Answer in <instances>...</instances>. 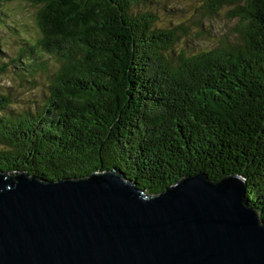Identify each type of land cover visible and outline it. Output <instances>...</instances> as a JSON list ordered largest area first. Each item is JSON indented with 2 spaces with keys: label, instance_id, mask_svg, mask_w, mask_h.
<instances>
[{
  "label": "trees",
  "instance_id": "1",
  "mask_svg": "<svg viewBox=\"0 0 264 264\" xmlns=\"http://www.w3.org/2000/svg\"><path fill=\"white\" fill-rule=\"evenodd\" d=\"M6 2L39 7L41 39L14 65L31 85L43 56L57 69L28 107L0 87V174L57 182L115 170L146 196L197 174L238 176L264 226V0L208 1L211 14L235 8L239 43L175 60L178 28H155L138 8L150 0Z\"/></svg>",
  "mask_w": 264,
  "mask_h": 264
},
{
  "label": "water",
  "instance_id": "2",
  "mask_svg": "<svg viewBox=\"0 0 264 264\" xmlns=\"http://www.w3.org/2000/svg\"><path fill=\"white\" fill-rule=\"evenodd\" d=\"M241 177L203 174L146 196L122 173L0 174V264H264Z\"/></svg>",
  "mask_w": 264,
  "mask_h": 264
},
{
  "label": "rangeland",
  "instance_id": "3",
  "mask_svg": "<svg viewBox=\"0 0 264 264\" xmlns=\"http://www.w3.org/2000/svg\"><path fill=\"white\" fill-rule=\"evenodd\" d=\"M208 1L210 0H150L148 5L138 8L139 12L151 13L156 17L154 25L157 29L178 28L180 40L174 46L173 52H169L175 60L181 54L193 55L216 48H232L231 44L239 43L236 39L240 41V37L235 32L238 20L231 17L235 8L225 6L211 14L206 9ZM38 9V6L22 2H6L0 5V64H7V71L11 72L8 76H0V87L14 89L11 91L13 101L20 107L43 101L48 76L57 69L54 58L43 56L46 74L37 72L32 75L34 85H31L25 75L27 72L14 65V58L18 57L25 46H35L41 39L36 27Z\"/></svg>",
  "mask_w": 264,
  "mask_h": 264
},
{
  "label": "bare ground",
  "instance_id": "4",
  "mask_svg": "<svg viewBox=\"0 0 264 264\" xmlns=\"http://www.w3.org/2000/svg\"><path fill=\"white\" fill-rule=\"evenodd\" d=\"M60 181V180H59Z\"/></svg>",
  "mask_w": 264,
  "mask_h": 264
}]
</instances>
